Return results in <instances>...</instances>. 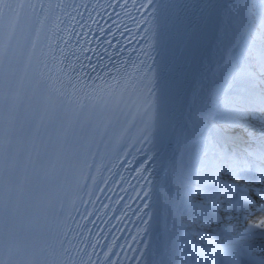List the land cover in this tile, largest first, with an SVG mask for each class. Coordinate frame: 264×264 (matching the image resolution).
<instances>
[{
	"label": "snow or ice",
	"instance_id": "obj_1",
	"mask_svg": "<svg viewBox=\"0 0 264 264\" xmlns=\"http://www.w3.org/2000/svg\"><path fill=\"white\" fill-rule=\"evenodd\" d=\"M0 264H264V0H0Z\"/></svg>",
	"mask_w": 264,
	"mask_h": 264
},
{
	"label": "bare ground",
	"instance_id": "obj_2",
	"mask_svg": "<svg viewBox=\"0 0 264 264\" xmlns=\"http://www.w3.org/2000/svg\"><path fill=\"white\" fill-rule=\"evenodd\" d=\"M175 147V145H173V148ZM173 148H170L168 151H169V154H171Z\"/></svg>",
	"mask_w": 264,
	"mask_h": 264
}]
</instances>
